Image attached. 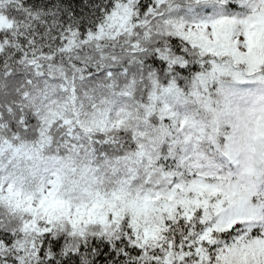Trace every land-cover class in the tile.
<instances>
[{
	"label": "snow or ice",
	"instance_id": "6c2138e0",
	"mask_svg": "<svg viewBox=\"0 0 264 264\" xmlns=\"http://www.w3.org/2000/svg\"><path fill=\"white\" fill-rule=\"evenodd\" d=\"M0 264H264V0H0Z\"/></svg>",
	"mask_w": 264,
	"mask_h": 264
}]
</instances>
